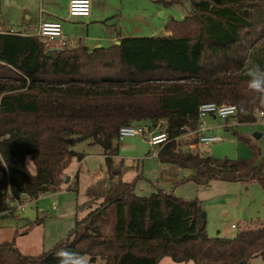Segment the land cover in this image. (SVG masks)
Listing matches in <instances>:
<instances>
[{"label":"trees","instance_id":"1","mask_svg":"<svg viewBox=\"0 0 264 264\" xmlns=\"http://www.w3.org/2000/svg\"><path fill=\"white\" fill-rule=\"evenodd\" d=\"M152 1H195L196 12L168 22L170 36L125 37L92 50L46 48L37 36L0 32V214L11 209L9 198L37 200L59 192L68 162L85 157L73 148L86 141L102 147L107 174L120 176L123 166L113 160L119 131L140 123L164 125L171 141L157 158L193 169L187 181L256 182L264 190V161L201 156L175 141L201 127L203 104L235 105L239 124L255 123L264 113V102L243 75L249 62L264 66L262 48L255 49L264 41V0ZM114 197L78 220L47 253L26 256L14 241L0 243V264H57L61 248L88 256L89 264L98 258L101 264H159L167 257L176 264L264 261V222L234 238H213L199 201L162 189L141 197L133 185ZM100 221L110 223V234L101 233Z\"/></svg>","mask_w":264,"mask_h":264},{"label":"rangeland","instance_id":"2","mask_svg":"<svg viewBox=\"0 0 264 264\" xmlns=\"http://www.w3.org/2000/svg\"><path fill=\"white\" fill-rule=\"evenodd\" d=\"M94 1L99 9L97 11L101 22L93 20L90 24L86 18L67 19L68 1L53 0L57 3L53 9L54 14L59 17L66 39L70 41L67 47L94 48L97 44L109 47L114 44L110 39L120 34L125 37L165 36L168 22L182 21L196 12L195 1H184L172 6H164L152 0ZM105 9L109 11V16L103 14ZM39 11V0H0V29L18 32V28L26 22V13L31 16L28 25L34 26L40 15ZM74 37L76 40H73ZM89 37L91 40H88ZM43 41L46 48L54 46ZM259 48H262L261 55L264 56V41L255 47ZM200 122L207 130H211V135L219 137L221 141L208 146L199 141L195 143L197 132L188 130L179 139L181 150L215 159L255 158L258 164L264 161V119L239 124L236 117L222 120L208 116ZM136 125L144 127L151 134H160L163 132L162 128H165L164 125L152 128L147 123ZM160 149L152 147L146 136L124 139L119 142L117 156L113 157L116 164L123 166L122 174L110 177L106 171L102 147L88 141L76 145L73 150L85 157L82 161L74 157L68 162L63 176L69 178V182L65 181L59 192L45 193L37 200L26 197L22 201L25 205L23 211L11 208L0 214V243L14 241L26 256L47 253L61 240L68 238L78 220L99 209L106 200L115 198L120 189L129 185H133L135 194L141 197H149L162 189L185 201H199L206 217L207 233L213 238H234L239 232L257 229L264 222V190L258 183L213 179L208 185H197L193 181H187L195 174L193 169L162 164L157 158ZM27 164L34 174L35 167L30 159ZM13 205L17 207L16 204ZM36 221L39 224L35 225ZM99 224L101 233L110 234L109 222L100 221ZM86 257L89 264L90 258ZM101 263L103 261L98 258L90 264ZM159 264L176 263L167 257ZM250 264H264V261L255 258Z\"/></svg>","mask_w":264,"mask_h":264},{"label":"built area","instance_id":"3","mask_svg":"<svg viewBox=\"0 0 264 264\" xmlns=\"http://www.w3.org/2000/svg\"><path fill=\"white\" fill-rule=\"evenodd\" d=\"M91 11V0H70L68 7V15L70 18H88ZM11 33H18L11 31ZM37 37L45 40L47 44H54L51 46L55 49H62L67 46V39L64 35L63 28L59 22H43L40 24ZM238 109L235 105L228 104H215L207 103L203 104L199 108L200 120L211 116L214 118H219L222 120L234 119L237 116ZM259 116H264V113H259ZM211 130H207L203 125L196 131L199 143L208 146L213 143L221 141L219 137L210 134ZM147 137L149 144L152 147H159L168 144L171 140L168 139L167 135L164 133L151 134L144 127L139 125H130L122 127L119 131L118 141L121 142L126 138L131 137ZM183 136L176 138L175 141L179 142ZM14 204L17 207H14ZM9 207L15 208L16 210L24 209L25 205L21 201L12 198L9 203ZM235 228V226H232Z\"/></svg>","mask_w":264,"mask_h":264},{"label":"crops","instance_id":"4","mask_svg":"<svg viewBox=\"0 0 264 264\" xmlns=\"http://www.w3.org/2000/svg\"><path fill=\"white\" fill-rule=\"evenodd\" d=\"M66 1H68V4H69V2H70V0H66ZM102 1H106V0H102ZM53 0H39V7H40V11H39V16H38V20H37V23L34 25V26H30V25H28V22L31 20V16H30V14H28V13H26V17H27V19H26V22H24V24L23 23H21V24H23V26H20V25H18V26H20L19 28H18V33L19 34H22V35H25V36H37V33H38V29H39V26H40V24L41 23H43V22H59L58 21V19H59V17L57 16V15H55L54 14V11H53V9H54V6L57 4L56 2H53ZM94 0H91V11H90V16L88 17V18H86V19H88V23H90V24H92V21L93 20H98L99 22H101V19H99L100 17H99V13H98V11L97 10H99L98 8H96V5H94ZM53 5H52V4ZM93 5H94V7H93ZM68 7H69V5H68ZM67 11H68V9H67ZM103 14L105 15V16H109L110 15V13H109V11L108 10H103ZM67 19H70V17H69V15H68V13H67ZM72 19V18H71ZM25 26V27H24ZM12 31V30H11ZM10 31V32H11ZM29 31H33L32 33H29ZM0 32H5V31H3V30H1L0 29ZM65 35V34H64ZM68 36V35H67ZM166 36H170V34L168 33V32H166ZM66 37V36H65ZM128 37V36H127ZM129 37H131V36H129ZM123 38H125V36L124 35H117L115 38H112V39H110V41H113L114 42V44H118V43H120V40L121 39H123ZM73 40H76V37H74V39ZM88 40H91V38L89 37L88 38ZM67 43H68V46H69V43H70V41H69V39H67ZM97 46V47H96ZM94 48H101L102 46L101 45H99V44H97ZM86 47V46H85ZM88 48V47H87ZM94 48H89L90 50H92V49H94ZM257 118H261V119H264V116H259V114H257ZM215 119V118H214ZM203 125V123H201V126ZM226 127H229V126H227L226 125ZM24 198L25 197H22V199H21V202L24 200ZM11 200H12V198H9L8 200H7V202H6V205L8 204V202L10 203L11 202ZM9 206V205H8Z\"/></svg>","mask_w":264,"mask_h":264},{"label":"clouds","instance_id":"5","mask_svg":"<svg viewBox=\"0 0 264 264\" xmlns=\"http://www.w3.org/2000/svg\"><path fill=\"white\" fill-rule=\"evenodd\" d=\"M243 75L247 77L248 90L256 92L261 102H264V66L249 62L243 69ZM55 257L57 264H88L85 255L67 248L58 249Z\"/></svg>","mask_w":264,"mask_h":264},{"label":"water","instance_id":"6","mask_svg":"<svg viewBox=\"0 0 264 264\" xmlns=\"http://www.w3.org/2000/svg\"><path fill=\"white\" fill-rule=\"evenodd\" d=\"M118 44H120V43H118ZM66 182H67V183L69 182V178L66 179ZM204 215H205V214H204ZM240 264H242V263H240Z\"/></svg>","mask_w":264,"mask_h":264}]
</instances>
